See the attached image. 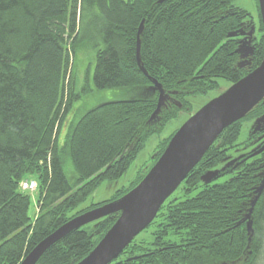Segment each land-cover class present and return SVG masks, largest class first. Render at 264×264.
<instances>
[{"label":"trees","instance_id":"16d2710c","mask_svg":"<svg viewBox=\"0 0 264 264\" xmlns=\"http://www.w3.org/2000/svg\"><path fill=\"white\" fill-rule=\"evenodd\" d=\"M254 1L258 38L256 29L250 35L252 16L232 0H0V264H20L70 219L130 192L176 131L128 186L70 215L102 183L122 178L147 140L191 109L190 97L216 89L218 79L233 84L261 63L264 41ZM248 35L253 51L242 60L236 50ZM79 43L95 51L93 88L123 89L130 98L74 110L81 97L74 76ZM152 81L162 90L154 117L159 92ZM249 119L263 123L248 138L258 144L255 150L167 212L162 205L142 231L163 217L153 242L135 243L139 234L110 264H264V100L221 133L180 186L185 194L196 190L200 178L238 146L242 122ZM227 173L230 180L215 181ZM28 179L37 184L33 217V193L20 188ZM117 217L70 232L36 264L79 263ZM169 232L181 234L180 243L164 242Z\"/></svg>","mask_w":264,"mask_h":264},{"label":"water","instance_id":"95a60500","mask_svg":"<svg viewBox=\"0 0 264 264\" xmlns=\"http://www.w3.org/2000/svg\"><path fill=\"white\" fill-rule=\"evenodd\" d=\"M163 0H160L162 2ZM258 1L262 37L264 41V0ZM136 49L139 64V35ZM254 26L250 35L254 32ZM234 36V34H232ZM251 39L243 41L236 50L242 60L252 55ZM145 74L144 70L140 68ZM156 110L161 106V87ZM264 100V56L261 63L226 91L194 113L172 136L166 148L142 180L117 201L105 204L70 219L41 241L20 264H36L52 245L74 230L105 217L118 214L109 230L96 246L77 264H110L156 217L164 202L200 162L207 150L230 125L244 119ZM264 187V179L261 189ZM256 199L253 202L255 204ZM250 232V225L247 228Z\"/></svg>","mask_w":264,"mask_h":264},{"label":"rangeland","instance_id":"374dc122","mask_svg":"<svg viewBox=\"0 0 264 264\" xmlns=\"http://www.w3.org/2000/svg\"><path fill=\"white\" fill-rule=\"evenodd\" d=\"M232 3L234 4V6L246 10L252 16V20L254 21L253 26L256 29L255 35L256 38H258L260 36V32L258 31L259 23L255 1L232 0ZM83 23V29H85L84 34H86V25L88 24V19L85 18ZM94 54V50L87 48V45H82L81 43H79L76 52V58L74 59V76L76 83L75 89L81 97L74 103V110L80 109V111L82 112L106 101L118 100L120 98H130V95H126L123 89L96 90L93 88L92 74ZM86 64L88 67L90 66L88 71H86ZM83 67L85 68L82 69ZM217 84V88L209 91L206 95L190 97L188 101L190 102L191 109L188 112H181L176 119L169 121L159 135L150 137L147 140L144 149L139 153L136 160L133 162L129 170L122 178L112 183H102L90 194L86 201L82 202L73 212H71L70 215H73L80 211H84L90 208L92 205L100 204L109 200L113 197L116 190L128 186V184L134 179L136 173L150 162L151 158H153V155L156 153L159 144L164 139L170 136L174 131L178 130L194 113H196L209 101L218 97L232 85L229 81L224 79H218ZM87 87L88 89L91 88V92L83 91ZM256 122L257 121H255L254 119L244 120L242 122L240 135L236 141V144H238V146L230 150L226 158H224L216 167L209 170L200 178L198 182V188L196 190L190 192L189 194H185V191L183 190L184 185L180 186L179 190H175L173 194L164 202V209L162 210V213H165V211L167 212L168 205H171L175 202H180L185 198H189L195 195L201 189V186L204 183L210 182L215 176L221 174V172L226 168L234 166L239 158L243 157L244 155L251 154L258 146V144L249 143L248 138L254 128H258L263 125V123L260 124ZM64 133L65 132L62 131L59 136L60 143H62L63 141ZM64 168L67 173L68 171L72 170V167L69 163L65 164ZM232 176L233 175L231 173H227L223 176H220L215 181L219 183L228 181L232 178ZM30 199L31 206L29 213L33 217L36 213V193L31 194ZM98 222L99 221L89 223L88 227L94 228ZM162 222L163 217H158L154 221V224H152L147 231H144V233H140V235L135 240V243L141 242V244L143 245L152 243L154 234L163 230V228L160 229V227L157 226ZM182 238L183 236L181 234H174L172 232H169L168 235L164 236L163 240L164 242L180 243Z\"/></svg>","mask_w":264,"mask_h":264},{"label":"built area","instance_id":"2783aa9c","mask_svg":"<svg viewBox=\"0 0 264 264\" xmlns=\"http://www.w3.org/2000/svg\"><path fill=\"white\" fill-rule=\"evenodd\" d=\"M20 188L28 193H34L37 188V184L34 180H24L20 183Z\"/></svg>","mask_w":264,"mask_h":264},{"label":"bare ground","instance_id":"6f19581e","mask_svg":"<svg viewBox=\"0 0 264 264\" xmlns=\"http://www.w3.org/2000/svg\"><path fill=\"white\" fill-rule=\"evenodd\" d=\"M106 218V217H105ZM135 239V238H134Z\"/></svg>","mask_w":264,"mask_h":264}]
</instances>
